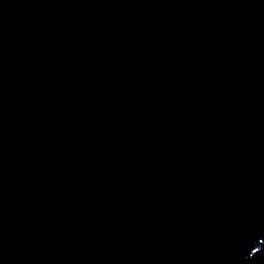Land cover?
<instances>
[{
    "label": "water",
    "instance_id": "95a60500",
    "mask_svg": "<svg viewBox=\"0 0 264 264\" xmlns=\"http://www.w3.org/2000/svg\"><path fill=\"white\" fill-rule=\"evenodd\" d=\"M0 264H264V0H0Z\"/></svg>",
    "mask_w": 264,
    "mask_h": 264
}]
</instances>
